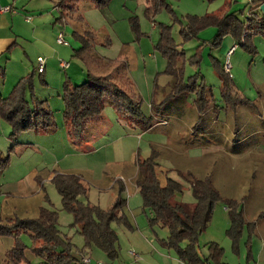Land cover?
<instances>
[{"label":"rangeland","instance_id":"1","mask_svg":"<svg viewBox=\"0 0 264 264\" xmlns=\"http://www.w3.org/2000/svg\"><path fill=\"white\" fill-rule=\"evenodd\" d=\"M163 1L167 7L152 17L145 14V0H110L104 7H96L89 0L78 2V13L95 35L94 55L110 65L125 63L132 91L139 97L146 119L143 126L120 118L107 101L101 119L86 125L81 140L69 137L63 120L61 85L65 75L72 84H82L89 68L74 54L80 45L72 32L80 31L79 24L72 20L57 23L60 12L56 9L51 24L67 42L58 46L64 54L56 61L68 63L69 70L54 68L40 77L36 58L30 55L36 46H27L29 58L20 48L0 57V98H5L20 78L33 74L34 95L52 111L54 119L53 128L47 132L32 129L10 137V124L0 118V155L7 159L0 169V219L33 218L40 207L53 210L61 236L70 239L77 255L83 238L79 225H73V215L62 208L53 176H79L88 187L87 196L81 200L101 208L111 206L120 192L126 199L122 211L136 226L133 215L147 218L136 185L137 159L146 158L154 150L160 182L165 184L166 178H171L182 185L172 202L191 209L196 201L195 179L208 178L218 191L219 198L199 235L200 254L207 252L205 243L210 239L218 238L222 246L220 239L229 242L225 230L230 200L238 202L244 217L264 232V35L252 33L247 39L228 35L218 45L213 44L217 33L214 26L188 40L180 35L188 16L228 11L246 24L258 12L247 0ZM25 16L31 20L38 17L31 13ZM162 26L169 27L182 54L178 66L182 68L183 83L193 81L198 90L206 89L202 100L196 101L197 94L185 92L167 101L174 80L164 73L166 59L155 48ZM22 43L26 48L27 44ZM229 49L232 51L228 54ZM217 69L230 79L225 87ZM112 226L121 239L120 231L127 228L117 222ZM18 240L26 245L29 264H43L31 250L33 239L28 233H20ZM14 243V236L0 235V264H10L5 260L6 252ZM229 251H225L226 256Z\"/></svg>","mask_w":264,"mask_h":264},{"label":"trees","instance_id":"2","mask_svg":"<svg viewBox=\"0 0 264 264\" xmlns=\"http://www.w3.org/2000/svg\"><path fill=\"white\" fill-rule=\"evenodd\" d=\"M60 12L56 22L75 21L80 31H73L72 36L79 43L75 56L82 59L89 68L86 72V81L74 85L66 78L61 86V98L64 103L63 120L69 137L81 140L86 125L98 121L106 102L112 106L120 118H128L142 126L145 116L140 109V99L132 91L131 82L127 76L126 65L123 62L109 64L93 53L94 33L88 28L78 13L80 0H50ZM96 7H104L110 0H89ZM145 14L148 17L155 15L162 7H167L163 0H145ZM212 1V0H210ZM252 9L255 10L264 3V0H252ZM134 26L137 27L136 21ZM209 26L217 28L213 44L218 45L221 40L232 35L239 39H247L252 33L264 35V16L253 14L244 24L235 13L207 14L202 17L188 16L185 25L180 28V35L188 40L197 36V33ZM245 44H243L244 46ZM166 59L164 73L170 75L173 86L167 99L171 100L182 93L198 95L196 101L205 98L206 89L198 90L195 82L183 83L182 68L178 66L182 54L177 51L169 27L162 26L159 41L155 47ZM105 70V73H94L92 69ZM44 73V72H43ZM43 73L39 74L40 77ZM217 74L225 87L230 81L228 75L221 69ZM45 84L44 80H41ZM202 110V108H199ZM0 118L11 126L10 137L18 133L35 130L47 132L54 126L53 113L43 101L34 95L33 74L22 77L5 98H0ZM153 150L146 158H138L137 189L143 202V211L150 225L160 224L166 227L168 235L162 239L163 243L174 250L178 257L187 264L203 263L198 251L199 235L202 232L208 217L213 209L214 202L219 198L218 191L212 186L208 178L195 179L193 182L195 204L187 209L171 199L182 190V185L171 178H166L162 184L156 173L157 157ZM7 163L0 155V169ZM60 195L62 208L73 215V225H79L78 232L83 238L86 248H98L106 256L113 259L117 256L118 234L112 223L123 224L127 229L134 225L122 211L126 199L121 193L116 196L111 206L101 208L98 205L84 202L88 187L75 174H55L51 179ZM227 207L229 225L226 235L236 244L244 228L251 238L255 229L254 221H246L239 203L230 200ZM264 216V214H262ZM57 214L53 210L40 207L38 215L29 217H9L0 219V235L15 237L14 245L6 252V262L10 264H29L26 259L24 245L18 240L20 233H28L33 239L31 250L43 260V264H83L77 255L70 239L63 238L56 224ZM209 258L218 260L223 249L216 241L207 243ZM79 250V251H80Z\"/></svg>","mask_w":264,"mask_h":264},{"label":"crops","instance_id":"3","mask_svg":"<svg viewBox=\"0 0 264 264\" xmlns=\"http://www.w3.org/2000/svg\"><path fill=\"white\" fill-rule=\"evenodd\" d=\"M247 1L251 2L252 0ZM0 5L11 8L9 12L0 15V57L12 53L15 48H20L26 50L23 55L29 58L30 49L28 47L36 46L30 55L36 59L38 57L45 59L43 75L52 72L54 68L63 70L71 68L68 63H66L68 64L67 68H62L60 64L65 62L56 61V57H62L64 54L63 48L58 46L64 45H59L56 42L60 33H57L56 27L51 24L56 8L51 6L49 0H0ZM23 11L24 17L20 15ZM255 12L262 15L259 8L255 9ZM30 13L38 17L28 21L25 15ZM22 42L27 44L25 45L26 48ZM230 51L231 49L227 53L229 54ZM66 78L70 79L65 75ZM243 213L245 216L244 211ZM133 216L137 222L136 226L134 225L133 229H125V232L120 231L121 239L118 237L117 256L115 258H108L103 251L94 247L80 250L77 257L80 259L88 256L90 261L87 264H187L178 257L174 250L163 243L162 239L168 235L166 227L160 224L150 225L147 218H141L142 216L138 215ZM226 237L229 242L224 241V238L220 239L223 246L218 242V238L212 237L215 239L209 240H217L216 242L223 249L222 256L218 260L209 258L207 242L205 243L207 252L205 254L199 252L203 258V263L198 264H264V232L261 226L255 225L251 238L244 228L236 244H232L230 238L227 235ZM199 248L200 246H198V251ZM227 249L230 250L228 256L225 255Z\"/></svg>","mask_w":264,"mask_h":264},{"label":"built area","instance_id":"4","mask_svg":"<svg viewBox=\"0 0 264 264\" xmlns=\"http://www.w3.org/2000/svg\"><path fill=\"white\" fill-rule=\"evenodd\" d=\"M10 7H2L1 5H0V15L1 14H3V13H6V12H9L10 11ZM27 20L28 21H30L31 20V18L29 17V18H27ZM56 42H57V44H59V45H67V42L64 40V38L61 36V35H59L58 37H57V39H56ZM232 51V50H231ZM230 51V52H231ZM45 59L43 58V57H38L37 59H36V70H37V73L38 74H41V73H43L44 72V70H45ZM60 66L62 67V68H67L68 67V64H66V63H61L60 64ZM225 71L228 73V66L226 67V69H225ZM131 253L133 254V255H135V253L133 252V251H131ZM80 261L83 263V264H87L89 261H90V258L88 257V256H84V257H82V258H80ZM208 264V263H207Z\"/></svg>","mask_w":264,"mask_h":264},{"label":"water","instance_id":"5","mask_svg":"<svg viewBox=\"0 0 264 264\" xmlns=\"http://www.w3.org/2000/svg\"><path fill=\"white\" fill-rule=\"evenodd\" d=\"M259 11L261 12V14L264 16V3L262 5H260L259 7Z\"/></svg>","mask_w":264,"mask_h":264}]
</instances>
